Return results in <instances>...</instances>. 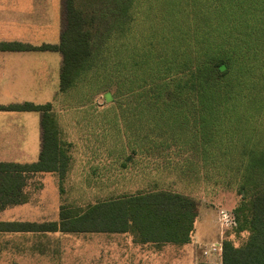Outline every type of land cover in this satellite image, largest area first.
<instances>
[{
	"label": "rangeland",
	"instance_id": "rangeland-1",
	"mask_svg": "<svg viewBox=\"0 0 264 264\" xmlns=\"http://www.w3.org/2000/svg\"><path fill=\"white\" fill-rule=\"evenodd\" d=\"M19 3H23L21 6L26 11H32V16L18 20V23L0 16V28L17 30L26 36L19 40L21 42L57 44L60 3L62 30L65 24L63 0H0V11L10 12V4L19 7ZM95 5L99 8L98 13H104L108 25L114 21V30L109 25L112 32L119 29L115 20L120 8L124 7L122 22L128 20L126 30H130L131 35L138 32L145 35L149 31L156 34V28L162 24L172 30L175 26L185 30L194 25L205 35L211 32L218 36L237 34L240 38L257 40V46L250 50L259 55L254 70L258 77L264 71V0H106L103 4L95 2ZM192 30L188 29L190 33ZM119 32H115L114 41ZM60 56L49 52L0 53V73H4V77L12 76L15 81H0L6 86L0 87V104L52 102L60 149L67 157V172L63 179L53 172L30 176L25 188L30 195V206L26 204L0 212V219L55 221L57 207L63 203L91 204L124 192L153 188L157 183L197 202L196 243L166 245L160 251L149 252L138 262V257L132 255L127 260L120 258L122 252H133L136 247L115 244L128 241L119 238L121 235L118 234H50L47 239L40 240L44 243L42 248L47 249L46 254L40 255L37 251L31 254V246L33 248L37 239L20 238L15 241L22 245L20 249L10 245L0 250V264H90L88 258L98 251L95 244L86 242L93 240L92 237H109L110 244H106L104 250L111 252V264H125V261L129 264H191L190 248L193 246L198 252L214 241L221 246L224 241L240 246L248 233L235 232L233 211L240 201L235 184L239 183L241 176L236 166L239 164H220L219 158L215 164H198L203 163L202 159H196L197 164H185L183 158L188 155L178 147L154 150L152 145L156 143L144 142L141 137L137 140L136 130L141 136L151 135L155 142L158 139L152 134L158 136L159 131L152 132L150 118L139 115L135 109L136 100L144 99H135L139 88L135 85L128 87L133 79L131 74H124L126 86L123 79L116 86L100 73L106 51L92 55L93 59L85 65L77 87L65 94L58 93ZM132 91L136 94L133 95ZM106 95L111 98L106 100ZM129 101L133 104L127 106ZM39 150L38 113H0V162L33 163L37 161ZM121 164H126V168L121 169ZM232 174H236L235 182ZM219 259L218 256V262Z\"/></svg>",
	"mask_w": 264,
	"mask_h": 264
},
{
	"label": "trees",
	"instance_id": "trees-1",
	"mask_svg": "<svg viewBox=\"0 0 264 264\" xmlns=\"http://www.w3.org/2000/svg\"><path fill=\"white\" fill-rule=\"evenodd\" d=\"M104 1L63 0L65 24L57 44L0 42V52L60 53L58 93L65 94L81 82L92 55L106 51L100 73L116 86L122 79L126 86L124 74H131L128 87L135 85L139 88L135 99H144L136 100L135 109L150 118L152 132L159 131L158 136L152 134L158 139L155 142L151 135L141 136L136 130L137 140L141 137L144 142L156 143L154 150L178 147L188 155L183 158L185 164H197L199 159L203 163L198 164H215L216 159H221L220 164H239L235 232H247L248 236L238 247L224 241L219 264H264V71L259 77L255 73L259 55L250 51L257 40L237 34L205 35L194 25L188 27L194 28L191 34L188 29L175 26L172 30L161 23L156 34L131 35L129 30L128 35L129 22H122L123 7L115 20L119 28L115 32H120L114 41L115 32L109 27L111 24L114 30V21L108 25L95 5ZM110 98L106 95V100ZM53 111L52 102L0 104V112L40 113L41 129L37 161L0 162V209L27 202L25 188L30 176L53 172L63 179L67 172V157L60 149ZM120 167L124 169L126 164ZM232 176L235 182L236 174ZM154 184L153 188L124 192L91 204L63 203L58 222H0V232L130 233L140 243H189L198 215L197 202Z\"/></svg>",
	"mask_w": 264,
	"mask_h": 264
},
{
	"label": "crops",
	"instance_id": "crops-1",
	"mask_svg": "<svg viewBox=\"0 0 264 264\" xmlns=\"http://www.w3.org/2000/svg\"><path fill=\"white\" fill-rule=\"evenodd\" d=\"M60 12H59V17L57 18L58 20V25H59V34L61 35L62 29H61V17H60V13H61V6L62 3H60ZM12 7V11L10 12H3L0 11V16L2 19H7V20H14L12 21V23H18L20 20L23 19H29L32 16V11H26L25 9H23V3H19V7L17 6V4H13L15 6H12V4H10ZM19 20V21H18ZM4 32V33H3ZM17 30H11L8 28V30H3L0 28V42H19V43H24V44H29L32 45L30 43L27 42H21L19 40H23L25 38H27L26 36L23 37L24 35L21 33H17ZM60 35H59V39H60ZM59 42V41H58ZM43 44H47V43H43ZM42 45V44H41ZM32 46H40V45H32ZM28 52H48V51H28ZM1 54H11V53H27V52H0ZM49 53H58V52H49ZM60 54V53H59ZM61 57V56H60ZM62 61V58H61ZM61 67V65H60ZM60 72V71H59ZM2 74L4 73H0V81H5V82H15L14 79L12 78V76L9 77H4ZM6 75V74H5ZM58 81H59V76H58ZM0 87H6L3 86L2 83H0ZM9 87H12L9 86ZM58 88H59V82H58ZM13 103H23V102H13ZM32 103V102H30ZM48 103V102H47ZM11 104V103H9ZM35 104V103H34ZM2 105H7V104H2ZM0 113H5V114H23V113H30V112H0ZM37 113V112H36ZM39 114V126H40V113ZM14 146V145H12ZM17 147V146H15ZM22 149V148H20ZM40 149H41V129H40ZM40 153V150H39ZM39 157V154H38ZM38 159V158H37ZM14 163V162H13ZM28 196V200L26 203L23 204H19V205H14V206H8L5 207L4 209H0V212L3 213V211L10 209L12 207H16V206H21V205H26L29 204L30 206V195L27 193ZM60 207V205H59ZM59 207H57V214L59 213ZM198 216V215H197ZM197 218V217H196ZM42 221H24V220H1L0 222H16V223H35V224H43V223H49V222H58V217L57 220L55 221H49V220H43ZM196 222V219H195ZM194 222V225H195ZM93 233H100V234H108V235H113V234H118L121 235L119 238L123 239V240H128L127 242H122V243H118V242H114L115 244L119 245H123V246H127L129 247L130 245H134L136 247V250L133 252H127L124 251L120 254V258L121 259H128L131 255L132 256H136L138 257L137 259H139L138 262H140L143 257L145 255H147L149 252L151 251H160L164 246L166 245H176V246H184L190 243H196L195 237H194V232L191 236V240L189 243L186 244H182V245H177V244H172V243H165V244H155V243H140L134 240L133 236L130 233H101V232H90V233H62V232H52V233H44V232H0V250L4 249V248H8V246L12 245L11 247L13 248H17L20 249V247H22V245L20 244V242H15L16 240H19L20 238H35L37 239L35 242V245L31 246V254L34 253V251L40 255H44L46 254L45 251L47 250L46 248H42V245L44 243H42L40 240L42 239H47L48 235L50 234H60V235H66V234H93ZM93 240H89L86 242L89 243H93L97 246V250L96 252H94L92 254L91 257H89L88 259L90 260V264H111V260H110V254L111 252H107L105 251V245L106 244H110L109 243V237L108 238H95L92 237ZM220 244L218 241H214L209 243V245L205 248H203L201 250V252H198L196 249L190 248V254L191 255V264H199V263H213V264H219L220 263V256L221 253L217 250L212 251V246L213 245H218ZM30 247V246H29ZM35 255V254H34ZM201 256V259H200ZM219 256V262L217 260ZM125 264H129L126 263Z\"/></svg>",
	"mask_w": 264,
	"mask_h": 264
},
{
	"label": "built area",
	"instance_id": "built-area-1",
	"mask_svg": "<svg viewBox=\"0 0 264 264\" xmlns=\"http://www.w3.org/2000/svg\"><path fill=\"white\" fill-rule=\"evenodd\" d=\"M222 217H224V220L226 221V215L223 214ZM214 250H217V251L221 252V251H222V246H221V244L213 245V246H212V251H214Z\"/></svg>",
	"mask_w": 264,
	"mask_h": 264
}]
</instances>
